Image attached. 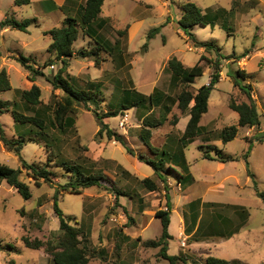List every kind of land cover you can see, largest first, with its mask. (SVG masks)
I'll return each instance as SVG.
<instances>
[{"label": "rangeland", "instance_id": "obj_1", "mask_svg": "<svg viewBox=\"0 0 264 264\" xmlns=\"http://www.w3.org/2000/svg\"><path fill=\"white\" fill-rule=\"evenodd\" d=\"M188 2L195 3L204 11L218 8L232 11L229 17L232 28L229 30L230 35L220 25L214 28L198 25L193 30L198 41H213L222 47L221 53L227 57L221 59L222 69L226 74L229 72L233 74L240 67L238 56L246 53L247 48H251L252 42L257 40V37L259 40L256 42L261 43V46L264 45L262 39L264 0H260V5H258L259 0H106L102 8V16L111 18L113 29L105 33V38L115 43L119 38L116 30L126 28L130 30L131 27L139 25L134 34L121 38L122 48L126 54L125 64L117 67L113 59L104 53L90 58H80L77 55L70 61L68 73L79 78L82 83L89 82L100 86L97 90L105 99L102 103L103 111L109 109L106 106L109 102H116L121 95L119 85L124 88L135 86L138 91L148 95L156 88L168 91L171 88V74L165 69L170 59L176 57L186 67H193L199 62L201 55L213 60L218 57L214 52L207 53L203 48L196 47L194 41L180 29L178 21L182 17L183 6ZM162 25L165 26L161 31L154 38L149 39V31ZM32 30L31 36L16 32L19 37L34 40L32 47H19L20 54L29 57L30 51L39 53L40 70L45 76L37 77L34 84L41 88L43 103L53 106L62 92L55 91L50 80L55 78L62 65L57 61L50 62L53 61L52 56L48 57L47 50L52 44V38H47L40 28L33 27ZM94 45L92 40L91 46L88 45L84 36H81L74 48L79 53L83 50L90 51ZM257 61L256 59L247 61V72L254 70ZM47 63L53 65L45 67ZM202 65L205 66V73L191 86L190 90L193 92L210 82L213 70L207 61H203ZM261 66H264V60L261 61ZM8 68L13 89L0 92V100L20 103L21 98L15 95L16 89H31L26 78L27 71L17 61H12ZM231 81L233 82L230 78H224L212 92L209 101L210 110L201 122V125L206 126L207 129L204 128L201 137L189 146L186 155L192 164L196 162V158L198 159L195 165L199 170L198 174H202L204 170L201 161L203 152L213 145H217L225 153L238 159V164L229 162L222 171L216 173L217 182L224 180V191L208 198L231 206L230 209L220 208V210L222 215L232 218L234 229L240 223L234 222L236 209L247 211L249 220L231 239L222 241L210 235L214 237L208 239L213 241L207 242L211 245L201 244L193 248V241H197L198 237L188 238L185 234L183 239H180L181 242L178 241V219L183 214L184 194L175 196L178 209L173 213L171 227L175 237L170 240L168 253L180 255L186 260V263L178 264H206L209 255L226 260H239L241 264H264V203L256 195L254 180L248 176V167L244 164L245 154L250 146L246 137L248 129L240 128L237 137L225 145L222 140L223 130L233 126L236 119V113L230 109L229 103L232 99L239 102L241 96L238 88L234 87ZM175 93L174 91V95ZM154 115L160 118L159 111L155 110ZM185 116L186 114L175 106L169 120L153 129V145L161 148L166 142L169 146L177 147L181 137L179 125ZM142 117L143 115L133 110L124 115L107 118L105 122L114 131L124 135L128 146L132 147L137 155L143 154L153 159L155 157L152 152L139 141ZM176 117L179 124L174 123ZM77 119L78 136L72 133L73 135L68 136L62 143L61 159H68L67 161L72 163L76 158L75 146L79 140L81 145L89 149L87 155L98 161V168L107 179L102 187L89 188L81 194H61L60 208L66 215L73 217V225H85L86 229H92V244L98 249L105 248L110 262L117 259L123 264H169L159 256V249L147 248L143 246L142 241H136L139 237L141 240L144 239L143 241L155 240L161 235V220L156 218L155 214L157 210L167 207L165 200L167 192L164 184L154 176V169L150 165L141 163L121 144L107 137L96 138L100 127L93 112L83 107L79 109ZM188 120L189 118H184L182 126L187 125ZM0 124L10 139L26 129L18 126L12 112L6 110L0 112ZM205 140H210L211 143H205ZM21 155L31 164L45 167L48 162L46 147L41 141L28 143ZM0 164L12 168L21 167L20 157L6 149L1 141ZM120 164L134 176L125 174ZM48 168L53 172L55 176L53 180L56 184H63L68 180L66 173L56 164L51 163ZM249 168L256 175L259 189L264 191V142L255 141L253 144L249 155ZM153 176L154 180L160 183L159 188L151 193L141 181ZM170 178L175 180L172 175ZM21 179L30 186L32 198L29 200L24 199L6 182L0 184V264H54L52 257L43 248L39 250L27 248L23 238L47 242L59 234V219L54 211L53 202L55 187L44 182L41 186H37L26 171L23 172ZM118 191L122 194H117ZM147 224L149 226L143 232L142 238L139 236L141 228ZM232 227L229 229L226 227L224 232H230ZM127 233L131 240L123 238ZM183 241L185 246H182ZM89 264L106 263L101 258L95 257Z\"/></svg>", "mask_w": 264, "mask_h": 264}, {"label": "trees", "instance_id": "obj_2", "mask_svg": "<svg viewBox=\"0 0 264 264\" xmlns=\"http://www.w3.org/2000/svg\"><path fill=\"white\" fill-rule=\"evenodd\" d=\"M30 3L31 0H15L17 6H26ZM104 3L105 0H87L79 17L68 16L60 27L54 28L47 33L52 37V44L48 48V52L54 58L50 62L57 61L62 65L55 78L50 80L53 89L62 92L61 96L55 100L53 106L43 103L41 100V88L36 84L29 90L16 89L15 95L21 98L20 103L0 100V112L3 110L11 111L17 125L26 128L24 132L10 139L6 136L0 124V141L6 149L17 154L21 161L20 168H12L8 165L0 164V184L6 182L26 200L32 198V192L29 184L21 179L24 171L34 180L37 186H41L44 182L55 187L53 202L54 211L59 219V234H56L53 239H49L47 242L38 239L31 241L25 237L23 241L27 248L34 250L43 248L52 257L54 264H89L91 259L95 257L101 258L106 264H123L119 263L117 259L110 262L107 258L106 249H98L92 244V229H86L85 225H73V217L66 215L59 206V196L61 194H81L86 189L102 187L107 179L98 168V161L87 155L89 149L81 145L79 140L75 146L76 158L72 160V163L68 162V159H61L63 157L62 143L65 142L68 136L73 135L72 133L78 136L77 118L79 109L84 107L86 110L93 112L98 121L100 129L96 138L107 137L109 140L118 142L129 154L137 157L140 162L150 165L154 169L155 175L164 183L167 192L168 211L160 209L155 214V217L161 220L162 232L160 237L155 240L142 241L143 246L159 249V256L167 260L169 264L186 263L182 256L168 253L170 240L173 239L169 233L172 213L168 197V178L170 175L178 177L179 183L183 184V186L188 183L185 175V173L189 172L186 150L202 135L204 128L200 125L201 120L209 110L211 94L221 79L223 71L221 59H227L221 53L222 47L213 41H198L193 34V30L198 25L203 27L211 26L213 28L216 25H220L230 35L229 30L232 28L229 24V17L232 11L226 8L207 9L204 11L193 2L186 3L183 6L182 17L178 21L180 29L184 30L185 34L194 41L196 47L203 48L207 53H216L217 59H208L205 55H201L199 62L195 66L186 67L179 59L174 57L168 61L165 69L171 74V88L168 91L156 88L148 95L138 91L135 86L124 88L119 85L118 89L122 92L121 95L116 102H109L106 105L109 109L103 111L102 103L105 102V99L102 97L101 92L97 90L100 86L89 82L82 83L79 78L69 74L67 69L70 67V61L76 58L77 55L80 58H90L100 53L110 56L117 67L125 64L126 54L122 48L121 38L127 35L129 28L116 30L119 38H117L115 43L105 38V33L109 29H113V27L110 18L101 16ZM35 22V19L20 22L14 17L8 16L0 22V28L10 27L22 32H28V28ZM164 26L151 29L148 33V38H154ZM80 36L89 38L94 42L95 45L92 46L90 51L83 50L79 51V53L76 51L74 45ZM246 54L239 56L238 60L245 57ZM16 61L28 71V79L30 81L34 82L37 77L45 76V73L40 70L41 67H35L36 63L32 58L19 56ZM203 61H207L213 70L211 80L208 85H204L193 92L190 90L191 86L195 84L197 78L202 77L205 73V66L202 65ZM96 63L98 62L96 61ZM49 65H53V63H47L45 67ZM229 76L232 78L234 86L238 87L247 96L248 102H237L233 99L230 101L229 106L239 114V121L238 125H233L223 130L222 140L224 144L233 141L237 137L239 127L259 128L261 126L257 104L252 97V86L246 84L251 76L241 69H237ZM12 89L6 70H2L0 72V92L11 91ZM174 91L176 92L175 95ZM192 103L193 105H191ZM175 106L183 114H187L190 117L187 127L180 137L177 147L169 146L168 143L162 148L155 147L152 143L153 129L169 120V116ZM133 110L143 115L138 137L152 152L155 157L153 159L143 154L137 155L134 149L128 146L124 135L114 131L105 122L107 118L124 115L126 112ZM155 110L159 111L160 118L155 117ZM174 121L175 124L178 123V117ZM36 141H41L45 144L48 154V162L45 167L29 163L21 155L28 143ZM255 141L263 143L264 134L257 135L254 139L249 140L250 146L245 154V159L248 175L254 180L256 195L264 203V191L259 189L256 175L249 168V155ZM209 148V150L204 151V158L206 159L224 163L238 161L235 156L225 153L215 145ZM51 163L56 164L66 173L68 180L65 183H55L53 180L55 176L48 168ZM120 168L123 167L121 166ZM123 172L125 174L128 173L124 168ZM141 182L150 191H156L159 188L153 177H147ZM118 192L117 194H122L121 191ZM230 207L227 206L226 208L230 209ZM234 213L237 220L234 222H240L236 228L232 227V218L221 214V225H218L217 233H214V236L231 238L239 232L243 224L248 220L249 213L244 209H236ZM226 227L228 229L232 227L233 229L227 233L224 232ZM123 238L131 240V237L125 235ZM136 241L141 242V239ZM117 248L119 249V245H117ZM206 264H241V261L209 256L206 259Z\"/></svg>", "mask_w": 264, "mask_h": 264}, {"label": "crops", "instance_id": "obj_3", "mask_svg": "<svg viewBox=\"0 0 264 264\" xmlns=\"http://www.w3.org/2000/svg\"><path fill=\"white\" fill-rule=\"evenodd\" d=\"M86 2H87V0H31V3L29 5L17 6L15 4V0H0V22L3 21L4 19H6L8 16H12L17 21H20V22L24 21V20H32V19L36 20V22L28 28V32H22V31H19L16 29H12L10 27L0 28V52H1V55H0V72L2 70H6L8 76H9L10 83H11V75H10L8 67L11 65L12 61H16L17 57L23 56L22 54H20V48L19 47H23V48L32 47L33 45H31V44L34 41V40H30V39L28 40L25 37H19L16 34V32H21L27 36H31V33L33 32L32 28L36 27V28H40L43 31L44 35H46L47 38H49L51 36L47 33L54 28L60 27L62 25L63 21L68 16L73 17V18L79 17V15L81 14L82 8ZM260 4H261V2L259 0L258 5H260ZM101 16H102V14H101ZM102 17H104V16H102ZM106 18H110V17H106ZM258 24H259V21H258ZM262 25H264V21H262ZM138 26L139 25H135V27H133V28L131 27L130 30L128 29L127 36H130V34H132V33L134 34V32L136 31ZM85 39L87 40L88 45H91V43H90L91 40H88V38H85ZM256 39L257 40H254L252 42L251 48L250 49L247 48L248 51L246 52L247 53L246 56L240 58L239 60L237 58L238 65L240 66L238 69L245 71L248 75L251 76L247 80L246 84H249L252 86V89H253L252 97L257 104V109H258V112H259L260 118H261V126L259 128L245 127L248 129L246 132L247 140L254 139L257 135L264 134V66H261V61L264 60V45L261 46V43L256 42L259 40V37H257ZM262 39L264 40L263 35H262ZM49 47H50V45H49ZM36 52L37 51H30L29 52L30 56L28 58H32L36 63L35 67L39 68V67H41L40 62L38 61L39 53H36ZM47 53L49 55L48 57L52 56L48 52V50H47ZM53 58L54 57L52 56V59ZM254 59L258 60L254 70L247 72V68H246L247 61L248 60L253 61ZM28 74L29 73L27 71L26 78H27V80L30 83L31 88H32V86L35 85L34 83L36 82V80L34 82L30 81L28 79ZM230 74H232V72H229L226 74V72L222 71L220 82L222 80H224V78H228V79L230 78L232 80V78L229 76ZM210 80H211V77H210ZM232 84L234 85L233 82H232ZM11 85H12V83H11ZM236 88H238V87H236ZM238 90H239V93L241 94V96L239 98L240 99L239 102H248L247 96L245 94H243L239 88H238ZM209 107H210V104H209ZM209 110H210V108H209ZM209 110H208V112H209ZM235 113H236V119H235L234 125H238L239 114L237 112H235ZM204 116H203V118H204ZM184 118L190 119V117L187 116V114ZM184 118L182 119V122H183ZM182 122H180V125H179V128H180L179 132H181L180 133L181 136L183 135V133L187 127V125L182 126ZM188 122H189V120H188ZM201 122H202V120H201ZM200 125H201V123H200ZM201 126L203 128H205V130L207 129L206 126H203V125H201ZM240 128H244V127H239V130H240ZM199 138H197L196 140H198ZM196 140L193 143H195ZM139 141H140V139H139ZM205 143H211V141L205 140ZM166 144L167 143L164 142L163 146H165ZM215 146H217V145H215ZM252 149H253V147H252ZM252 149H251V151H252ZM186 157H187V155H186ZM197 160L198 159L196 158L195 159L196 162L192 164L187 157L189 172L185 173V175L187 176V179H188V183H187L185 189H184L183 184L179 188L178 184H180V183H179L178 177H175V180H172L170 177L168 178V186H169L168 197L170 199L171 213H172L171 214V224L169 227V233L173 238L175 237L173 232H171V227H172V223H173V213L176 209H178L177 204L175 203V196H179L180 194H184V196H183L184 197V205L182 207L183 214L178 219L177 236H178L179 243L181 242L180 239H183V236L185 234L188 238L198 237V239H199L198 241H193V243H194L192 245L193 248H196V246L201 245V244L211 245L210 243H212L213 241H208V239L214 238L210 235L217 233L216 232L217 227L219 224L221 225V220H220V218H221L220 217V215H221L220 211L221 210H220V208H226L228 206V205H226V203H220V202H216L213 200H209L208 197L211 195H214L216 193H219L222 190L224 191V182H223L224 180L221 179L220 180L221 182H217L218 179H216L215 175L217 172L222 171L229 162L224 163V162L217 161V160L206 159V158H204V152H203V154L201 156V161L203 162L204 170H203L202 174H198L199 170H197L195 168V165L198 163ZM208 162H212L213 164L208 163ZM230 163L231 164H238L237 161L230 162ZM244 164L246 167V163H244ZM125 170L128 171L127 169H125ZM127 175L128 176H134L129 171H128ZM154 176H156V175L154 174ZM154 176H153V178H154ZM156 183L159 185L160 181L156 180ZM152 192H154V191H151V193ZM130 198L132 199L133 197L131 196ZM165 200H166V204H167V197H165ZM223 210H225V209H223ZM248 220H249V218H248ZM248 220L243 224V226H245L247 224ZM148 226H149V224H147L145 227L141 228L139 236L142 237L143 232L147 229ZM127 236L130 237V235L128 233H127ZM216 237L219 239H222V241L228 239V238H223L220 236H216ZM231 238H229V239H231ZM139 239H141V238L139 237ZM143 240H141V241H143ZM145 241H147V240H145ZM207 242H210V243H207ZM209 256H211V255H209Z\"/></svg>", "mask_w": 264, "mask_h": 264}, {"label": "built area", "instance_id": "obj_4", "mask_svg": "<svg viewBox=\"0 0 264 264\" xmlns=\"http://www.w3.org/2000/svg\"><path fill=\"white\" fill-rule=\"evenodd\" d=\"M178 186H179V188H180L181 184H178ZM164 210H165V211H168V207H165ZM182 246H185V241L182 242Z\"/></svg>", "mask_w": 264, "mask_h": 264}]
</instances>
